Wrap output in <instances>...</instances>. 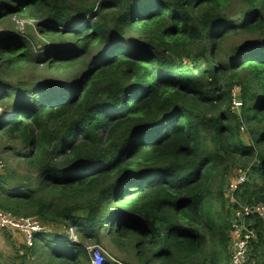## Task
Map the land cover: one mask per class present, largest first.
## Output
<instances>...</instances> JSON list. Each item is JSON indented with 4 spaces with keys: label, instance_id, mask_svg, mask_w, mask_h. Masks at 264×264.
<instances>
[{
    "label": "trees",
    "instance_id": "obj_1",
    "mask_svg": "<svg viewBox=\"0 0 264 264\" xmlns=\"http://www.w3.org/2000/svg\"><path fill=\"white\" fill-rule=\"evenodd\" d=\"M0 26V140L35 175L0 172V211L48 229L19 264H92L104 238L138 264H232L234 210L264 204V0H0Z\"/></svg>",
    "mask_w": 264,
    "mask_h": 264
},
{
    "label": "built area",
    "instance_id": "obj_2",
    "mask_svg": "<svg viewBox=\"0 0 264 264\" xmlns=\"http://www.w3.org/2000/svg\"><path fill=\"white\" fill-rule=\"evenodd\" d=\"M5 167V163L0 160V172H2ZM238 174V177L233 182L229 183V190H232V192L237 189L238 185L244 183L247 178L246 171L238 172ZM254 214L264 217V205L256 204L249 206L240 204L234 210L231 232L236 230L238 234L236 238H233L231 259L232 264L248 263L247 252L251 241L255 237V233L252 229L245 225V221ZM0 228L7 229L12 234H17V232H19V235L21 234L23 238L25 236L24 245L28 248H32L37 245L36 243L39 242V236L48 235V229L44 227L38 219L28 216H15L10 212L4 211H0ZM65 237L69 244L73 245L77 243V237L73 228H69L65 231L64 238ZM230 237L232 239L231 233ZM93 249L94 256H91V263L104 264L105 261L102 251L100 252V249L94 247Z\"/></svg>",
    "mask_w": 264,
    "mask_h": 264
},
{
    "label": "rangeland",
    "instance_id": "obj_3",
    "mask_svg": "<svg viewBox=\"0 0 264 264\" xmlns=\"http://www.w3.org/2000/svg\"><path fill=\"white\" fill-rule=\"evenodd\" d=\"M33 23L34 22L30 21V20H24L21 18H12V19L4 22L3 26L13 27L16 30L26 32L25 29L31 28ZM3 26L2 27L0 26V33L1 32L3 33V30L4 31L6 30V28ZM40 70L41 69L39 67L38 72H40ZM22 78H24V77H22ZM234 97L236 99L235 94H234ZM238 106L239 105H235V108L236 109L239 108ZM11 145H12L11 142L6 140L5 138L0 140V160H2L3 163H5V165H6L5 169H10V170H12L11 173L16 174L17 177L14 175L16 178V181H18V178H23L24 176H28L29 178H33L35 176L33 168H31L30 166H27L24 163V161H23L24 159L22 157L23 154H19L20 152H17L14 154L12 153L13 151L10 149ZM25 152H27V151H25ZM229 159L230 160H227V162H226V169L227 170L225 172L227 184H229L232 180H234V178H235L234 172L237 169V167L247 164L245 159L237 158L236 156L233 158H229ZM249 165L250 164H248L247 167H249ZM247 167H245V168H247ZM13 181H14L13 185L15 183H17L15 180H13ZM226 195H227V190H225V192H224V196H226ZM258 204H262V203H258ZM252 216H258V215L254 214ZM258 217H260V216H258ZM262 218H264V217H262ZM227 219L229 220V217H227ZM230 220H231V216H230ZM249 220H250V217L246 219L245 225L254 231V229L251 228V224L249 223ZM232 223H233V214H232ZM232 223H231V227H232ZM17 233H18L17 235L12 234V235H14V236H12L13 237L12 242L15 245V247H11L9 242L6 240V238L4 236L5 233L3 232L2 229H0V264H4V263L19 264V262H20L19 259L15 258L16 252H15L14 248H18L21 244H23V239L25 238V236H24V238H22V236L20 234L21 238L17 237L19 235V232H17ZM230 233L232 236V239L230 241V244H231L230 249L232 250L233 238H236L238 232H236V230H233ZM254 233H255V231H254ZM255 238H256V233H255L254 239ZM61 240L68 242L66 237L61 239ZM85 246H86L85 251L88 252L87 256H88L89 260H90V257L94 253V249H93V247H94V248L100 249V252L102 251V255L105 258H108L114 262H118V261L119 262L120 261L125 262L126 261V262H129L130 264H138L136 261H132L131 257H133V256L131 254L128 255L125 252H121L120 249H118L116 246H113L112 243L107 238L103 239L101 245L88 244ZM40 247H43V245ZM90 262H91V260H90Z\"/></svg>",
    "mask_w": 264,
    "mask_h": 264
},
{
    "label": "clouds",
    "instance_id": "obj_4",
    "mask_svg": "<svg viewBox=\"0 0 264 264\" xmlns=\"http://www.w3.org/2000/svg\"><path fill=\"white\" fill-rule=\"evenodd\" d=\"M244 205H245V204H244ZM252 205H256V204H252ZM252 205H249V206H252ZM71 228H72V227H71ZM73 229H74V228H73ZM65 231H66V230H65ZM65 231H64V232H65ZM75 235H76V237H77V243H78V236H77V233H76V232H75ZM63 238H64V237H63ZM63 238H62V239H63ZM254 240H255V239H253L252 241H254ZM252 241H251V242H252ZM77 243H75V244H77ZM250 244H251V243H250ZM73 245H74V244H73ZM249 247H250V245H249ZM248 250H249V248H248ZM247 262H248V252H247ZM247 264H248V263H247Z\"/></svg>",
    "mask_w": 264,
    "mask_h": 264
},
{
    "label": "crops",
    "instance_id": "obj_5",
    "mask_svg": "<svg viewBox=\"0 0 264 264\" xmlns=\"http://www.w3.org/2000/svg\"><path fill=\"white\" fill-rule=\"evenodd\" d=\"M1 229V228H0ZM10 234V236H11V242H12V240H13V237L12 236H14V235H12V233L10 232L9 233ZM18 234V233H17ZM16 234V235H17ZM22 236V235H21ZM21 236L20 235H18L17 237H20L21 238ZM22 238H23V236H22ZM12 244H13V242H12ZM23 244H24V239H23ZM14 245V244H13Z\"/></svg>",
    "mask_w": 264,
    "mask_h": 264
}]
</instances>
